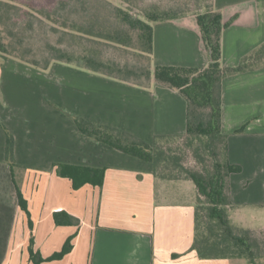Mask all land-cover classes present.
<instances>
[{"label": "crops", "instance_id": "1", "mask_svg": "<svg viewBox=\"0 0 264 264\" xmlns=\"http://www.w3.org/2000/svg\"><path fill=\"white\" fill-rule=\"evenodd\" d=\"M224 20L222 66H236L264 42V0H213ZM153 64L204 68L207 52L193 18L153 24ZM186 99L159 83L148 89L54 62L40 70L14 58L0 66V264H252L246 258H201L194 238L195 185L154 176L151 162L83 134L73 116L130 132L149 144L158 134L186 130ZM5 125L14 136L13 172L5 160ZM221 131L227 158L232 223L264 231V67L225 77L221 83ZM58 164L104 168L101 186L73 189ZM19 186L32 221L19 207ZM65 211L78 225H57ZM247 213L259 219L249 221ZM259 264V263H258Z\"/></svg>", "mask_w": 264, "mask_h": 264}, {"label": "trees", "instance_id": "2", "mask_svg": "<svg viewBox=\"0 0 264 264\" xmlns=\"http://www.w3.org/2000/svg\"><path fill=\"white\" fill-rule=\"evenodd\" d=\"M197 8L200 10L188 14L159 6L132 12L130 8L108 0H45L44 4L36 0H0V66L8 57L40 70H47L52 63L59 62L141 88L148 89L153 83H159L180 93L187 102L185 132L155 135L152 144L116 127L95 124L79 116H73V119L83 134L151 162L155 177L187 179L194 183L191 249L199 257H245L252 264H258L254 259L253 244L245 235L253 231L234 227L228 217V209L234 208L229 195V175L238 171L239 166L228 161L227 135L220 128L221 83L225 77L263 68L264 42L244 55L236 66H222L221 34L236 21L237 16L224 20L214 8L213 0H200ZM28 16L34 20H26L22 32L35 30L36 21H45L50 31L57 35L55 42L45 43L40 54L19 36L18 26ZM187 16L192 17L198 26L202 47L208 56L207 66L154 65L153 24ZM106 46L131 52L135 61L105 56ZM2 129L5 160L13 172L17 166L14 136L3 124ZM170 142L176 143L174 148L177 149L170 147ZM184 148L191 151L200 168L187 167L181 162ZM57 172L69 178L76 190L84 184L101 186L105 169L58 164ZM15 191L18 205L26 213L28 226L32 229L30 213L17 183ZM53 217L57 225L79 224L78 218L65 211H56ZM71 240L72 236L68 237L58 252L42 258L34 251L33 237L30 236L29 259L33 264L61 259L72 249Z\"/></svg>", "mask_w": 264, "mask_h": 264}, {"label": "rangeland", "instance_id": "3", "mask_svg": "<svg viewBox=\"0 0 264 264\" xmlns=\"http://www.w3.org/2000/svg\"><path fill=\"white\" fill-rule=\"evenodd\" d=\"M28 1V0H24ZM40 1L41 4L45 3V0H36ZM111 1V3L115 5H119L124 8H130L131 11L137 12V9H150L153 6H159L162 9H174L177 12H183L184 14L197 12L200 9H198V2L197 0H108ZM203 2H206L208 0H201ZM90 6V4H89ZM49 7V6H46ZM104 14L105 12L102 11ZM185 18H192L190 16H187ZM34 20L32 16H28L24 18V21L21 23L19 28V36L23 37L24 43L28 44L33 47L35 53H42L43 47L45 46L46 42H55L57 39V35L50 31V26L45 21L44 22H38L36 21L35 30H23L22 28L25 27L26 20ZM104 54L107 57H113L116 59H120L122 61L124 60H134V55L131 54V52H124L121 49L115 48L114 46H106L104 50ZM135 61V60H134ZM74 66V65H72ZM76 67V66H74ZM79 68V67H76ZM48 70V69H47ZM84 70V69H83ZM170 147L174 148L176 147V143L170 142ZM177 149V148H174ZM180 153V152H179ZM181 162L187 166V167H193V168H200V164L198 161L192 156L191 151L187 148H184L183 152H181ZM208 163V160L206 161ZM190 185L194 187V183L192 181H188ZM195 191V190H194ZM233 208L228 209V217L230 221L232 222L231 213ZM247 218L249 221H252L254 218L259 219V215L256 213H247ZM233 226L238 228L236 224L233 223ZM241 234H245L242 233ZM253 244V252H254V259L256 263L264 264V231L257 230L250 232L248 234H245ZM238 258V257H237ZM239 258H245V257H239Z\"/></svg>", "mask_w": 264, "mask_h": 264}]
</instances>
